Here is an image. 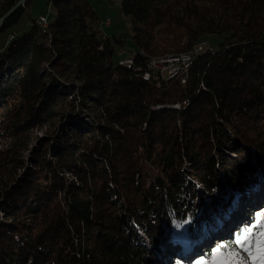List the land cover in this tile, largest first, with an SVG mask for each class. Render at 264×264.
<instances>
[{
	"label": "trees",
	"instance_id": "16d2710c",
	"mask_svg": "<svg viewBox=\"0 0 264 264\" xmlns=\"http://www.w3.org/2000/svg\"><path fill=\"white\" fill-rule=\"evenodd\" d=\"M48 5L0 49V264H264V0H122L131 68L91 0Z\"/></svg>",
	"mask_w": 264,
	"mask_h": 264
},
{
	"label": "rangeland",
	"instance_id": "374dc122",
	"mask_svg": "<svg viewBox=\"0 0 264 264\" xmlns=\"http://www.w3.org/2000/svg\"><path fill=\"white\" fill-rule=\"evenodd\" d=\"M91 3L94 9L99 14V16L102 18L103 22L105 20H109V19L111 20L112 23L111 26L104 27L102 23V27L105 33L109 36H118L121 39H123L125 42L124 47L117 49L114 60L115 61H118L120 59L127 60L128 58L136 55L138 53V48L132 38L134 32L133 25L131 20L122 11V0H91ZM39 16H43L51 20L54 18L55 9L52 6L48 5V0H34L29 10L23 13L21 20L15 25H13L10 29H8L5 33L0 34V49L3 48L10 41V35L12 33H16L17 35L22 34L25 30H28L30 28L32 24L31 18H37ZM203 41L204 42L202 43H204L205 51H210V50L215 51L219 48V44L221 43L222 38L218 35H207L204 37ZM197 45H195L192 49H190L191 52L194 51L195 47H198ZM169 55L173 56L175 54H168L160 57H169ZM188 74L186 76L185 83L188 80ZM181 82L184 84L182 80ZM37 136L38 137L43 136V132L36 131L34 133V137ZM228 190L230 193H233L232 189L228 188ZM207 202L210 205L213 204V200L212 201L208 200ZM225 204H227V201L225 202ZM210 205L208 207V210H210V212L217 211V209L215 210L211 209L212 207ZM203 211H205L204 207L201 210L202 218L205 217V213ZM213 242L216 243V241Z\"/></svg>",
	"mask_w": 264,
	"mask_h": 264
},
{
	"label": "built area",
	"instance_id": "2783aa9c",
	"mask_svg": "<svg viewBox=\"0 0 264 264\" xmlns=\"http://www.w3.org/2000/svg\"><path fill=\"white\" fill-rule=\"evenodd\" d=\"M41 22L45 25V18L41 17ZM111 25V20H105L103 22L104 27H108ZM11 40V35H10ZM204 48V43L198 44V52H191V50L169 56V57H154L150 60L149 64V73H145L144 77L145 79H149L151 76L159 75L161 77H167V78H175L180 77L182 81H186V76L189 72V69L192 66V63L194 59L203 54L206 53ZM124 65L131 68L133 65L132 59H127L122 61ZM168 73V74H166ZM207 264H212L211 260L206 261Z\"/></svg>",
	"mask_w": 264,
	"mask_h": 264
},
{
	"label": "water",
	"instance_id": "95a60500",
	"mask_svg": "<svg viewBox=\"0 0 264 264\" xmlns=\"http://www.w3.org/2000/svg\"><path fill=\"white\" fill-rule=\"evenodd\" d=\"M28 0H20L14 7H12L3 17L0 18V32L4 23L20 8L24 7Z\"/></svg>",
	"mask_w": 264,
	"mask_h": 264
},
{
	"label": "bare ground",
	"instance_id": "6f19581e",
	"mask_svg": "<svg viewBox=\"0 0 264 264\" xmlns=\"http://www.w3.org/2000/svg\"><path fill=\"white\" fill-rule=\"evenodd\" d=\"M105 22V21H104ZM15 35L14 34H12L11 35V38L12 37H14ZM198 46V45H197ZM193 52H198V47H195V49H194V51ZM169 56H172V55H169ZM122 64H124L123 62H121ZM175 78H179V77H175ZM180 79V78H179ZM184 83H185V81H183ZM204 261L206 262V261H209V259L208 258H205L204 259Z\"/></svg>",
	"mask_w": 264,
	"mask_h": 264
}]
</instances>
